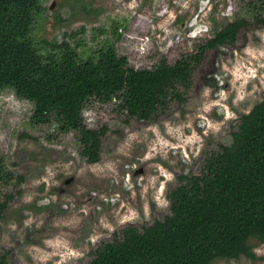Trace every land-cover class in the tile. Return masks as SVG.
Masks as SVG:
<instances>
[{"label":"rangeland","instance_id":"1","mask_svg":"<svg viewBox=\"0 0 264 264\" xmlns=\"http://www.w3.org/2000/svg\"><path fill=\"white\" fill-rule=\"evenodd\" d=\"M239 0H42L35 41L68 42L87 57L105 42L135 69L182 55L231 20ZM247 1V0H245ZM155 120L129 119L118 102L91 99L90 129L107 127L99 161L82 159L74 133L30 123L32 104L0 93V159L10 174L0 194V257L9 264H87L126 226H149L169 214L178 176L199 175L206 157L228 145L239 117L264 94V27L237 35L232 47L206 51L190 83ZM18 177L23 182L15 185ZM21 189V194L16 191ZM264 264V244L250 242Z\"/></svg>","mask_w":264,"mask_h":264},{"label":"trees","instance_id":"2","mask_svg":"<svg viewBox=\"0 0 264 264\" xmlns=\"http://www.w3.org/2000/svg\"><path fill=\"white\" fill-rule=\"evenodd\" d=\"M42 0H0V93L9 88L32 104L30 123L74 133L79 154L99 161L107 127L90 129L82 112L91 99L118 102L129 119L149 122L181 101L178 85H188L202 55L235 45L237 35L264 27V0H239L231 20L182 55L174 64L160 59L135 69L110 42L87 57L68 42L48 44L32 37L43 12ZM228 145L205 158L199 175L178 176L168 193L169 214L149 226H126L103 243L87 264H212L255 260L250 242L264 244V94L238 119ZM10 174L0 159V194ZM23 182L18 177L16 184ZM21 194V189L16 191ZM4 211L12 194L4 196ZM0 257V264H9Z\"/></svg>","mask_w":264,"mask_h":264}]
</instances>
